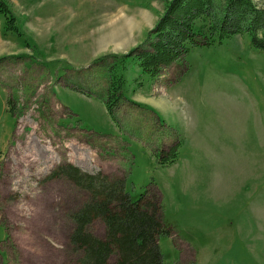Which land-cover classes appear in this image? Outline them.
I'll list each match as a JSON object with an SVG mask.
<instances>
[{
    "label": "rangeland",
    "instance_id": "1",
    "mask_svg": "<svg viewBox=\"0 0 264 264\" xmlns=\"http://www.w3.org/2000/svg\"><path fill=\"white\" fill-rule=\"evenodd\" d=\"M166 1L8 0L18 32L0 14V264L82 259L72 215L89 193L50 176L69 164L161 206L164 264H264L263 52L235 37L157 79L130 63L107 113L113 57L146 40ZM170 148L178 160L164 166Z\"/></svg>",
    "mask_w": 264,
    "mask_h": 264
},
{
    "label": "trees",
    "instance_id": "2",
    "mask_svg": "<svg viewBox=\"0 0 264 264\" xmlns=\"http://www.w3.org/2000/svg\"><path fill=\"white\" fill-rule=\"evenodd\" d=\"M0 14L10 18L8 29L18 32L12 26L8 0H0ZM239 36L249 39L252 50L264 53V8L254 0L166 1L163 14L146 40L129 53L113 57L104 102L108 115L114 118L124 99L130 63L137 65L142 76L157 79L194 49L222 46ZM163 154L164 166L176 164V149ZM50 176L67 178L89 193L88 201L72 215L76 228L71 243L76 252L83 253L74 264H164L159 241L162 236H170L171 230L160 219L161 206L148 200V193L133 200L126 190V179L103 172L89 173L70 164L57 168ZM95 221L106 227L103 238L88 229Z\"/></svg>",
    "mask_w": 264,
    "mask_h": 264
}]
</instances>
